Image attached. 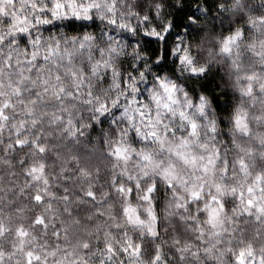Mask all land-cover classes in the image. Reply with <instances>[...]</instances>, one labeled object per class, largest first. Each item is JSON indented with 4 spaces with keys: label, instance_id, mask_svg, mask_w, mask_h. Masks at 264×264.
Returning <instances> with one entry per match:
<instances>
[{
    "label": "snow or ice",
    "instance_id": "obj_1",
    "mask_svg": "<svg viewBox=\"0 0 264 264\" xmlns=\"http://www.w3.org/2000/svg\"><path fill=\"white\" fill-rule=\"evenodd\" d=\"M185 7L0 0V264H264V0Z\"/></svg>",
    "mask_w": 264,
    "mask_h": 264
},
{
    "label": "trees",
    "instance_id": "obj_2",
    "mask_svg": "<svg viewBox=\"0 0 264 264\" xmlns=\"http://www.w3.org/2000/svg\"><path fill=\"white\" fill-rule=\"evenodd\" d=\"M197 2H199V0H184V3L186 5L184 11H182V12H172V15L176 16V18H177V23H179L181 20L184 19L185 13L187 11L195 8V5H196ZM177 30H179V29H177ZM174 35H175V32L171 36H169V38H168L169 41H171L174 38ZM145 40H147V38H145ZM150 47L151 48H155L156 47V42L154 40L152 41ZM217 79H218V77H217ZM211 87H212V85L209 84V88H211ZM229 207H231V205H229Z\"/></svg>",
    "mask_w": 264,
    "mask_h": 264
}]
</instances>
